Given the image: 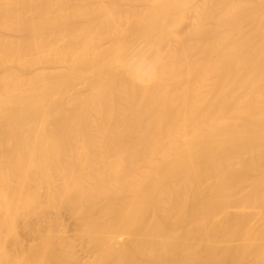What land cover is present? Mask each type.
<instances>
[{"label": "bare ground", "instance_id": "6f19581e", "mask_svg": "<svg viewBox=\"0 0 264 264\" xmlns=\"http://www.w3.org/2000/svg\"><path fill=\"white\" fill-rule=\"evenodd\" d=\"M58 195L33 261L264 264V0H0V264Z\"/></svg>", "mask_w": 264, "mask_h": 264}, {"label": "rangeland", "instance_id": "374dc122", "mask_svg": "<svg viewBox=\"0 0 264 264\" xmlns=\"http://www.w3.org/2000/svg\"><path fill=\"white\" fill-rule=\"evenodd\" d=\"M56 197L52 199H48L46 197L39 199L38 197L37 200H33L32 203L28 204L27 207L24 208L21 215L22 217H19L18 216L19 214H17V219L18 220L20 219L21 221L19 224L16 225V228L18 227L17 229L15 228L16 230L12 229L9 230L10 231L9 233H7L6 238L8 239V242L10 244L7 241L5 243H8L9 245L13 243V245H16L17 243L20 244L19 242H21L22 246H26V247L24 250L22 248H17L18 251L20 250L21 252L15 251L16 255H14L13 253V256H18V261L15 262L14 264H27V261L31 257V255L29 253L30 256L28 255L27 257L26 254L28 253H25V255L23 254L24 252H31L27 248L28 246L31 247V249L33 245L35 248H46L45 252L48 253L50 252L48 248H53L55 251H57L60 248L61 243L66 238H68L71 241V243H73L72 245L73 248L75 249V252L74 249H72V252L70 251L71 253L69 252V254L72 255V258L76 256L77 258L80 257L78 259L81 260L84 259V257L86 256V255L84 256V254H86L85 253L86 242L84 238L81 237L80 233L77 234L74 233V230L76 228L75 226L76 221L75 219L71 218V214H70L71 209L68 207L67 204L59 203L61 196L58 195V197L57 198ZM41 205L43 206L42 210H39ZM27 211H31V214L25 216L24 214H26ZM32 216H35L36 218L39 216L45 217L50 220V223H46L45 221L38 223L35 219L31 218ZM24 219H27L26 221L27 224H24L25 222L22 221ZM6 238L4 236V239ZM38 255L36 256L38 257ZM40 256L38 257V259L42 257ZM48 258L49 257L46 258V261L48 260ZM36 259L37 258L35 257V260ZM38 259L36 260L37 261L36 264H48L51 261H53L52 258H49L50 261L49 262L47 261L48 263L47 262L45 263V260L41 261V259L39 260ZM35 260L34 261L32 260L33 263L32 262L31 263L35 264L36 262ZM78 262L80 263V261Z\"/></svg>", "mask_w": 264, "mask_h": 264}]
</instances>
